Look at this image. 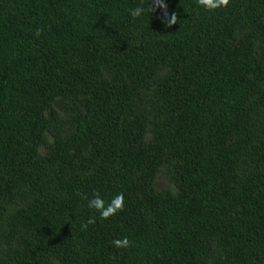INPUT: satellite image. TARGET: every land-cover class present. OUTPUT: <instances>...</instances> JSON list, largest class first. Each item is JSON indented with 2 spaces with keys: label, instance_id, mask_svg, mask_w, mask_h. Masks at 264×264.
<instances>
[{
  "label": "trees",
  "instance_id": "16d2710c",
  "mask_svg": "<svg viewBox=\"0 0 264 264\" xmlns=\"http://www.w3.org/2000/svg\"><path fill=\"white\" fill-rule=\"evenodd\" d=\"M149 3L0 0V264H264V0Z\"/></svg>",
  "mask_w": 264,
  "mask_h": 264
},
{
  "label": "clouds",
  "instance_id": "9594fccd",
  "mask_svg": "<svg viewBox=\"0 0 264 264\" xmlns=\"http://www.w3.org/2000/svg\"><path fill=\"white\" fill-rule=\"evenodd\" d=\"M197 3L204 8L206 11H215L221 8H227L230 0H197ZM149 8L151 13L157 9L163 10V22L166 27H172L177 24L179 19L177 13L172 12L170 15L168 13V5L165 3V0H150ZM145 9L143 7H136L130 11V15L133 18H138L144 14ZM43 32L42 28H38L35 31V35L39 37ZM79 195V193H78ZM88 199V197H84ZM125 205V196L123 193H118L109 202H105L103 197L99 192H96L91 199H88V207L90 209L99 212L100 217L104 220L109 219L110 217L115 216L117 213L124 210ZM95 218H90L85 224L82 225V229L86 230L89 224H95ZM114 246L117 249H123L131 247L132 242L124 237L122 239H115L113 242Z\"/></svg>",
  "mask_w": 264,
  "mask_h": 264
}]
</instances>
